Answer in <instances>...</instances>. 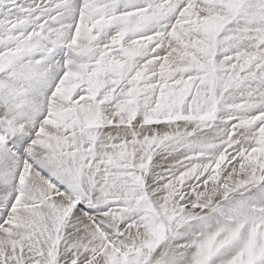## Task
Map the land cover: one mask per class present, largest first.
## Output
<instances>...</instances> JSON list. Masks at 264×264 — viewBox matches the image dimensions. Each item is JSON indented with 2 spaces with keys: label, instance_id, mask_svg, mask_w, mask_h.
Returning <instances> with one entry per match:
<instances>
[{
  "label": "snow or ice",
  "instance_id": "1",
  "mask_svg": "<svg viewBox=\"0 0 264 264\" xmlns=\"http://www.w3.org/2000/svg\"><path fill=\"white\" fill-rule=\"evenodd\" d=\"M0 264H264V0H0Z\"/></svg>",
  "mask_w": 264,
  "mask_h": 264
}]
</instances>
